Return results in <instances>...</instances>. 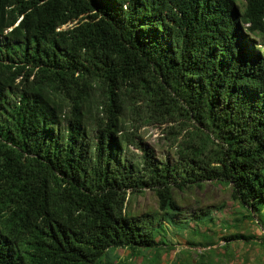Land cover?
<instances>
[{
    "label": "trees",
    "instance_id": "obj_1",
    "mask_svg": "<svg viewBox=\"0 0 264 264\" xmlns=\"http://www.w3.org/2000/svg\"><path fill=\"white\" fill-rule=\"evenodd\" d=\"M208 180L264 213V0H0V264H126Z\"/></svg>",
    "mask_w": 264,
    "mask_h": 264
},
{
    "label": "rangeland",
    "instance_id": "obj_2",
    "mask_svg": "<svg viewBox=\"0 0 264 264\" xmlns=\"http://www.w3.org/2000/svg\"><path fill=\"white\" fill-rule=\"evenodd\" d=\"M141 114L126 111L127 127L138 135L137 140L154 147L161 160L174 157L177 148L168 129L184 121L145 118V108ZM174 193L182 214L176 220L168 217L160 225L158 221L154 225L147 222L156 245L142 247L134 255L129 248L111 247V259L126 264H264V213L255 216L248 208L240 207L231 196L230 186L208 180L200 186L175 188ZM131 201L138 213L159 208L158 197L151 189ZM196 215L204 216L196 219Z\"/></svg>",
    "mask_w": 264,
    "mask_h": 264
}]
</instances>
